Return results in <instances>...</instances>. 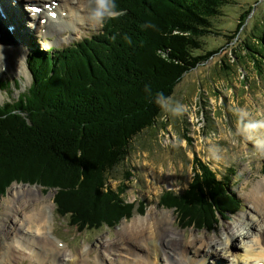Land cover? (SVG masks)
Masks as SVG:
<instances>
[{"label": "trees", "instance_id": "16d2710c", "mask_svg": "<svg viewBox=\"0 0 264 264\" xmlns=\"http://www.w3.org/2000/svg\"><path fill=\"white\" fill-rule=\"evenodd\" d=\"M233 3L115 0L122 14L105 19L98 34L69 48L33 53L31 87L14 104L0 105V196L15 180L59 189L57 210L80 231L128 217L119 216L126 206L109 177L127 159L133 139L159 124L164 102L183 78L218 53L195 54L222 9ZM255 38L256 49L245 47L259 66L264 31ZM2 83L1 89L8 88ZM194 165L190 192L167 194L162 203L204 224L214 219L215 207L235 214L240 202L228 185L199 158Z\"/></svg>", "mask_w": 264, "mask_h": 264}, {"label": "rangeland", "instance_id": "374dc122", "mask_svg": "<svg viewBox=\"0 0 264 264\" xmlns=\"http://www.w3.org/2000/svg\"><path fill=\"white\" fill-rule=\"evenodd\" d=\"M80 1L85 4L80 5L77 17L66 25L67 28H63L73 29V33L65 31L59 33L60 37L55 34L42 38L40 33H53L44 26L41 31H38L40 27L35 26L31 36L24 34L25 30H20L18 41L20 37L27 38L32 44L26 55L17 60L20 62L18 67L10 63L4 64L6 62L0 63V82L8 84V88H0V105L14 104L20 95L31 87L33 78L28 60L33 53L42 55L51 48H69L101 32L103 24L86 25L89 17L80 15L79 12L87 6V0ZM38 2L35 0L33 3L39 5ZM26 4L28 3L22 2L24 10L27 11ZM54 4L61 7L60 2ZM246 12H249V15L245 26L235 37L237 24L244 18ZM2 18L0 16V41L9 44L13 40L12 43L16 42L19 46L12 32L13 28L6 26L7 20L2 22ZM263 23L264 0H234V3L223 8L221 15L214 20L212 34L204 38L203 50L195 54L204 55L210 51L218 53L183 78L174 95L164 102L163 117L159 124L133 139L127 159L109 177V187L118 194L121 204L126 206V212L122 210L119 216L129 214L128 217L115 219L112 225L97 231L81 232L72 227L67 219L61 218L56 209L49 232L53 239H57L67 249L63 255L68 254L69 259L67 257L58 261L47 259L42 250L34 248L36 246L34 238L27 236L18 240L21 249L19 257L13 255L10 260L0 258V264H71L70 260H73V257L75 263L92 264L91 258L97 254L102 255L103 264H118L120 254L124 255L120 264H139L140 260H147L149 264H162L161 258L148 255L145 248L137 247L132 242H127L123 246L112 244L109 249L103 245V241L110 243L121 241L118 232L122 227L131 224L135 219L145 218L150 212L156 213L159 218L168 214L176 216L177 221L173 227L183 235V255L191 257L192 264H233L232 259L216 258L218 254L212 257V260L206 261L203 256L199 261L195 254L196 245L187 243L197 237L207 244L209 240L205 238H211L216 242V239L225 233V228L237 223L238 220L246 219L252 212L246 195L254 185L264 179V127H260V124H264V59H261L257 66L249 57L251 51L245 47V44H254V49L258 47V44L252 41L256 39L255 37L261 36L264 31ZM22 48L25 49L26 46ZM252 54L257 56L254 52ZM176 103L185 106L180 115L171 113L170 109ZM196 157L210 166L219 176V181H224L230 194L240 202L235 214L224 215L219 211V207H215L214 219L204 224L201 219L199 222L195 218H185L186 214L182 215L177 207H167L162 203L167 194L181 196L189 191L188 188L195 178L193 167ZM127 174L131 175L128 177ZM14 186L27 188L28 196L45 203L53 202L57 208L55 201L59 196V189L48 190L40 184L15 180L4 195L0 196V226L4 222L10 223L6 214L10 211V201L14 198L15 192L12 190ZM223 192L222 196L230 197L227 191V195L225 191ZM25 207L24 209L23 206L22 212L15 216L21 221L24 235L27 234L25 232L28 228L27 220L32 213V207ZM9 238L11 242L13 238ZM243 240V236L239 237L231 246L234 254L245 255ZM4 241L5 238H0V253L4 250L6 243ZM56 243L55 240L54 245ZM118 248L120 254L114 251ZM131 251L136 252L133 257ZM14 253L16 254L17 250H14ZM144 253L149 258H146ZM105 254L114 255L115 263H110ZM211 255L213 254H209V257ZM84 258L86 262L82 261ZM42 261L44 263H41Z\"/></svg>", "mask_w": 264, "mask_h": 264}, {"label": "bare ground", "instance_id": "6f19581e", "mask_svg": "<svg viewBox=\"0 0 264 264\" xmlns=\"http://www.w3.org/2000/svg\"><path fill=\"white\" fill-rule=\"evenodd\" d=\"M25 1L35 2V0ZM36 1L43 4V12H41L40 15H32L30 11H26L22 7H16L14 3L10 4L8 0H0V4L2 6L1 10L7 16L5 25L13 28L12 32L14 33L15 40H17L20 44L18 46L16 42L12 43L14 42L13 40H11L12 42L9 44H5L0 41V63L3 64L6 62L4 64L10 63L13 66L18 67L20 64V62L17 61L19 60V57H24L28 50H30L32 41L22 37H20V40L18 41L21 29L26 31L24 34L31 36V33L35 31V26L40 27L38 31H41L43 26L47 27L53 34L47 32L40 33L43 36L42 38L55 34L60 37L59 33H63L65 31H71V33H73V29L63 28H65L66 25L74 19V17H77V11L81 9L80 5L85 4L80 0ZM56 2H60L61 7L58 4L55 5L54 3ZM46 4H49L51 9H47ZM28 6L29 5L27 4V9ZM50 13H55L56 18H51L49 16ZM79 14L89 17L87 6H85ZM90 20L91 19L89 18V20L85 22L86 25L88 23H93ZM43 21H45V23H43ZM27 22L28 25H26ZM22 46H26V48L23 49ZM8 47L13 49H6ZM12 190L15 192L14 198L10 201V211L6 214L10 223L7 224V222H4L0 226V238H5L4 242H6L3 252L0 253V258H2V260H6L7 258L10 260L13 255L19 257L21 249H19L18 240L25 239L27 236H32L36 241V246L34 248L42 250V252L47 256V259L54 261H58L64 257L69 259L70 256H68V254L63 255L67 249L62 246V243H60L57 239H53L50 234L51 222L54 211L56 210L53 202L52 204L50 202L45 203L41 200L38 201L35 197L28 196L29 191L27 188L23 189L22 187L14 186ZM246 200L249 201L252 212L247 215L246 219L238 220L237 223L225 228V233H222V236L217 238L216 242L211 238H205L209 240V243L207 244L205 241H201V239L197 237L187 243V245H196L197 248L195 250V254L199 261L203 256L206 261H208V259L212 260V257L218 254L215 256L216 258L221 260L232 259L233 264H264V179L254 185V187L247 193ZM5 206H7V204ZM23 206L24 209L26 208L25 206L32 207V213L27 220L28 228L25 230L27 233L26 235H24V231L21 229V221H18L17 217H15L22 212ZM176 221L177 219L174 214H168L163 218H159L156 213L150 212L145 218L135 219L131 224L122 227L121 231L118 232V236L121 241H115L113 243L103 241V245L109 249L112 244L123 246L127 242H132L133 245L137 247L145 248L148 255L161 258L162 264H192L191 257L186 256L185 254L183 255L184 239L180 231L173 227ZM242 236L244 239L243 244L245 255L234 254L231 246L239 237ZM9 237H11V239L13 238L11 242H9ZM123 238L126 240H122ZM55 240L57 242L56 245H54ZM198 243H200V245H198ZM14 250H17L16 254L14 253ZM114 251H117L120 254V248ZM135 254V251H131L132 257ZM209 254L213 255L209 257ZM144 255L146 258H149L145 253ZM144 255L140 256L144 257ZM101 256L102 255L100 254H97L94 257L92 256V264H103L102 260L104 259H102ZM107 256L108 255L105 254L106 259L110 263H115V259H113L114 255ZM122 256L124 255L120 254V260ZM30 257L34 256L30 255ZM120 260L118 261V264H120ZM205 260L204 262L206 263ZM82 261L86 262V258L82 259ZM70 262L71 264H79L78 262L75 263L74 257L73 260H70ZM41 263L44 262L42 261ZM138 263L149 264L147 260H140Z\"/></svg>", "mask_w": 264, "mask_h": 264}, {"label": "clouds", "instance_id": "9594fccd", "mask_svg": "<svg viewBox=\"0 0 264 264\" xmlns=\"http://www.w3.org/2000/svg\"><path fill=\"white\" fill-rule=\"evenodd\" d=\"M87 8L89 18L96 25H102L105 19L116 18L122 14L116 11L115 0H87ZM159 99L160 96H158V101ZM184 107V105L176 103L170 110L173 115H180L182 114ZM260 127H264V124H260Z\"/></svg>", "mask_w": 264, "mask_h": 264}]
</instances>
